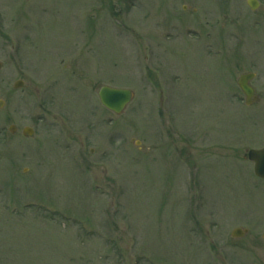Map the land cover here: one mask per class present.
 Listing matches in <instances>:
<instances>
[{"label": "rangeland", "instance_id": "obj_1", "mask_svg": "<svg viewBox=\"0 0 264 264\" xmlns=\"http://www.w3.org/2000/svg\"><path fill=\"white\" fill-rule=\"evenodd\" d=\"M247 6L0 0V264H264L245 156L264 147V0ZM104 85L132 90L121 114Z\"/></svg>", "mask_w": 264, "mask_h": 264}, {"label": "water", "instance_id": "obj_2", "mask_svg": "<svg viewBox=\"0 0 264 264\" xmlns=\"http://www.w3.org/2000/svg\"><path fill=\"white\" fill-rule=\"evenodd\" d=\"M250 6L254 7L257 4L253 1H249ZM254 74L249 73L242 75L239 81V84L247 96L248 103H251L252 97L254 96V89L248 84V81L253 78ZM22 82L19 81L16 83L15 87L22 86ZM132 92L129 89L123 88H112L109 86H103L99 91V97L104 106L107 108L115 111L116 113H121L126 105L132 99ZM3 105V101L0 100V107ZM11 130L14 131L15 127L11 126ZM24 134L32 135L33 130L32 128H25ZM248 158L255 162V173L257 176L264 179V148L262 149H251L248 154ZM244 230L241 228H236L233 230V236H242L244 234Z\"/></svg>", "mask_w": 264, "mask_h": 264}, {"label": "flooded vegetation", "instance_id": "obj_3", "mask_svg": "<svg viewBox=\"0 0 264 264\" xmlns=\"http://www.w3.org/2000/svg\"><path fill=\"white\" fill-rule=\"evenodd\" d=\"M258 1V4L260 5V0H257ZM231 6H233V5H231ZM248 7V9L250 10V11H257V10H259L262 6H256V9H254V8H252L251 6H247ZM227 9V8H226ZM196 10V9H195ZM215 15H216V17H217V19H216V22H215V26H218V24H220L221 23V20H222V12H223V9H222V6H217L216 8H215ZM236 18V20H242L241 19V17H240V15L238 16V18L237 17H235ZM219 19H220V22H219ZM207 23H209L208 21H207ZM218 54V53H217Z\"/></svg>", "mask_w": 264, "mask_h": 264}]
</instances>
